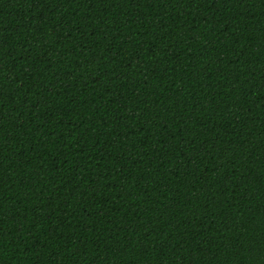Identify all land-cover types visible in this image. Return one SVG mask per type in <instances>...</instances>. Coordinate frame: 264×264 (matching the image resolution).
<instances>
[{
  "label": "trees",
  "instance_id": "1",
  "mask_svg": "<svg viewBox=\"0 0 264 264\" xmlns=\"http://www.w3.org/2000/svg\"><path fill=\"white\" fill-rule=\"evenodd\" d=\"M0 264H264V0H0Z\"/></svg>",
  "mask_w": 264,
  "mask_h": 264
}]
</instances>
